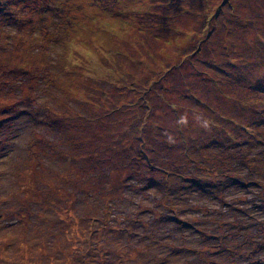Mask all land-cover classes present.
Returning a JSON list of instances; mask_svg holds the SVG:
<instances>
[{
	"label": "rangeland",
	"instance_id": "1",
	"mask_svg": "<svg viewBox=\"0 0 264 264\" xmlns=\"http://www.w3.org/2000/svg\"><path fill=\"white\" fill-rule=\"evenodd\" d=\"M0 264H264V0H0Z\"/></svg>",
	"mask_w": 264,
	"mask_h": 264
},
{
	"label": "bare ground",
	"instance_id": "2",
	"mask_svg": "<svg viewBox=\"0 0 264 264\" xmlns=\"http://www.w3.org/2000/svg\"><path fill=\"white\" fill-rule=\"evenodd\" d=\"M42 110V109H41ZM46 111V109H44ZM49 112V111H48ZM61 119V118H60ZM66 125V124H65ZM76 129V128H75ZM86 149V148H85ZM82 152V151H81ZM87 153V152H86Z\"/></svg>",
	"mask_w": 264,
	"mask_h": 264
}]
</instances>
